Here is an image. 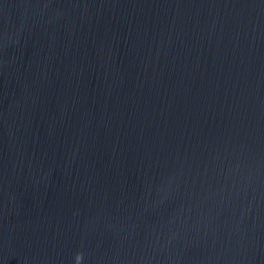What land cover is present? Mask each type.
Listing matches in <instances>:
<instances>
[{
    "label": "water",
    "instance_id": "water-1",
    "mask_svg": "<svg viewBox=\"0 0 264 264\" xmlns=\"http://www.w3.org/2000/svg\"><path fill=\"white\" fill-rule=\"evenodd\" d=\"M0 264H264V0H0Z\"/></svg>",
    "mask_w": 264,
    "mask_h": 264
}]
</instances>
